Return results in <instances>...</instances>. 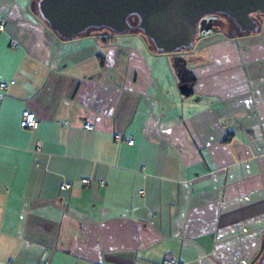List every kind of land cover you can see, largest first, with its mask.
<instances>
[{
  "label": "crops",
  "instance_id": "crops-1",
  "mask_svg": "<svg viewBox=\"0 0 264 264\" xmlns=\"http://www.w3.org/2000/svg\"><path fill=\"white\" fill-rule=\"evenodd\" d=\"M37 1L0 0V264H249L264 235V14L174 55L138 32L61 38Z\"/></svg>",
  "mask_w": 264,
  "mask_h": 264
},
{
  "label": "water",
  "instance_id": "water-1",
  "mask_svg": "<svg viewBox=\"0 0 264 264\" xmlns=\"http://www.w3.org/2000/svg\"><path fill=\"white\" fill-rule=\"evenodd\" d=\"M36 8L46 25L61 38L82 34L87 27L105 26L113 32L132 30L128 17L153 47L162 53L192 47L199 19L220 13L252 31L257 22L250 13L264 14V0H38ZM183 91L186 89L182 84ZM264 250V235L249 264Z\"/></svg>",
  "mask_w": 264,
  "mask_h": 264
},
{
  "label": "rangeland",
  "instance_id": "rangeland-1",
  "mask_svg": "<svg viewBox=\"0 0 264 264\" xmlns=\"http://www.w3.org/2000/svg\"><path fill=\"white\" fill-rule=\"evenodd\" d=\"M260 14H262V13L253 12V13H250V16L257 22L258 15H260ZM224 22H227V17L223 14H220V13H212V14H206V15L202 16L197 23L198 31L195 34V38L202 29H206V28H214L215 27V28L224 29L225 31L229 32L228 25L224 24ZM82 32L83 33L104 32V33H109V34H120L117 32H113L111 29H109L108 27H105V26H99V27L90 26V27H87L86 30H84ZM129 32L142 33V31H140L139 29L128 30V31L121 32V33H129ZM148 41L150 42L149 39H148ZM190 48H188V49H190ZM185 50H187V49H179V50H175V51L167 52V53H174V55H177V54H179Z\"/></svg>",
  "mask_w": 264,
  "mask_h": 264
},
{
  "label": "built area",
  "instance_id": "built-area-1",
  "mask_svg": "<svg viewBox=\"0 0 264 264\" xmlns=\"http://www.w3.org/2000/svg\"><path fill=\"white\" fill-rule=\"evenodd\" d=\"M3 29H4V21L0 20V33L3 31ZM11 83H13V81L1 82L0 83V89H2V90L7 89ZM37 123H38V121L32 112H30L28 110L22 111V115H21V119H20V125L22 127L28 128V129H34V128H36ZM84 128L90 129V128H92V125L90 123H85ZM115 137L117 140L121 139V137L119 135H116ZM122 140H124L127 144L133 143V139L129 138V137L122 139ZM81 182L84 184H87V183H89V179H86V178L82 179ZM68 187H69V184H67V183H64L61 185V189H67ZM161 264H179V263H178L177 259H175L173 256L167 255L162 259Z\"/></svg>",
  "mask_w": 264,
  "mask_h": 264
},
{
  "label": "trees",
  "instance_id": "trees-1",
  "mask_svg": "<svg viewBox=\"0 0 264 264\" xmlns=\"http://www.w3.org/2000/svg\"><path fill=\"white\" fill-rule=\"evenodd\" d=\"M128 20H129V23L133 26L132 30L137 29V27H136V23H137L136 17L135 16H129ZM224 24L228 25V28H229L228 34H234L235 35V34H241V33L246 32V31H241L240 28L238 27V25L234 22V20L229 18V17H227V22H225ZM96 35H97V33H96ZM173 65H174V68L176 69V73L181 78V83H183L186 86H188L189 88H191L193 80H192V77L190 76V74H189V72L187 70H182V68H183V59H181L179 57L175 58V60L173 62ZM263 254H264V250L261 253V255H263ZM254 264H259V262L256 260L254 262Z\"/></svg>",
  "mask_w": 264,
  "mask_h": 264
}]
</instances>
